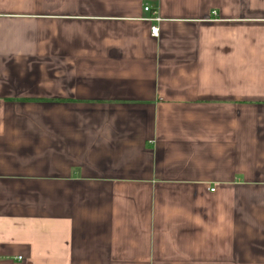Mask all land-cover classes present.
Listing matches in <instances>:
<instances>
[{
    "label": "crops",
    "instance_id": "crops-1",
    "mask_svg": "<svg viewBox=\"0 0 264 264\" xmlns=\"http://www.w3.org/2000/svg\"><path fill=\"white\" fill-rule=\"evenodd\" d=\"M0 264H264V0H0Z\"/></svg>",
    "mask_w": 264,
    "mask_h": 264
},
{
    "label": "built area",
    "instance_id": "built-area-1",
    "mask_svg": "<svg viewBox=\"0 0 264 264\" xmlns=\"http://www.w3.org/2000/svg\"><path fill=\"white\" fill-rule=\"evenodd\" d=\"M145 12H148L149 9L148 8H145L144 9ZM149 22H159V19L158 18H152V19H149ZM158 32V29L157 27L153 26L150 28V34L151 36H157V33Z\"/></svg>",
    "mask_w": 264,
    "mask_h": 264
}]
</instances>
